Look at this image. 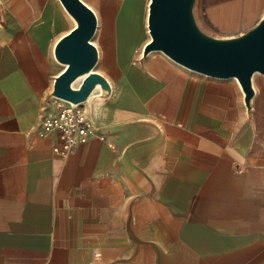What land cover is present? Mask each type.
I'll return each mask as SVG.
<instances>
[{"label":"crops","instance_id":"1","mask_svg":"<svg viewBox=\"0 0 264 264\" xmlns=\"http://www.w3.org/2000/svg\"><path fill=\"white\" fill-rule=\"evenodd\" d=\"M196 7L220 38L264 15V0ZM1 13L0 264H264L263 75L248 112L235 79L143 57L148 39L134 46L96 16L94 71L111 91L84 103L88 141L63 158L42 123L57 111L53 51L69 18L59 0Z\"/></svg>","mask_w":264,"mask_h":264},{"label":"water","instance_id":"2","mask_svg":"<svg viewBox=\"0 0 264 264\" xmlns=\"http://www.w3.org/2000/svg\"><path fill=\"white\" fill-rule=\"evenodd\" d=\"M75 26L56 43L55 61L63 70L54 79L51 96L72 105L110 95V85L94 71L98 55L92 40L97 30L94 11L82 0H59ZM197 0H150L147 31L150 40L142 56L162 53L175 64L213 79H235L250 111L252 77L264 76V16L249 30L228 38L205 31L196 18ZM2 13L0 8V24ZM79 83L77 87L74 84Z\"/></svg>","mask_w":264,"mask_h":264},{"label":"rangeland","instance_id":"3","mask_svg":"<svg viewBox=\"0 0 264 264\" xmlns=\"http://www.w3.org/2000/svg\"><path fill=\"white\" fill-rule=\"evenodd\" d=\"M8 1L9 0H0V8L2 9V11L3 10L5 11L6 2ZM82 1L86 3L95 12L96 16L98 17V26L99 24L100 26L108 25L110 29H115L116 27H118L120 38L122 37L123 34L128 32L132 34H137L136 36L137 38H139V40L138 42L136 43L134 42L133 44L134 46L137 47H141V42H143L144 40L146 39L149 40L150 37L147 31L146 19L148 15V5L150 0H82ZM125 9H134L135 11H137L136 12L137 16L135 17L136 21L134 22L127 21V19L123 15ZM195 13L199 25L201 26V28H203L198 20L197 7ZM68 22L69 23L66 31H68L69 29L75 26V23L72 19L69 18ZM95 37L93 38L94 39L93 42H95L96 39ZM54 67L57 68V69L55 68L56 72L62 71L61 65L55 63ZM53 101H55L57 105L61 104L60 102L56 101L54 98Z\"/></svg>","mask_w":264,"mask_h":264},{"label":"built area","instance_id":"4","mask_svg":"<svg viewBox=\"0 0 264 264\" xmlns=\"http://www.w3.org/2000/svg\"><path fill=\"white\" fill-rule=\"evenodd\" d=\"M90 128L91 121L84 109V103L72 105L65 101L58 104L53 117L45 119L42 123L43 134H53L57 139L52 153L63 158L88 141Z\"/></svg>","mask_w":264,"mask_h":264},{"label":"bare ground","instance_id":"5","mask_svg":"<svg viewBox=\"0 0 264 264\" xmlns=\"http://www.w3.org/2000/svg\"><path fill=\"white\" fill-rule=\"evenodd\" d=\"M60 6H61V4H60ZM61 8L63 9V7L61 6ZM63 11H64V13L71 19V17L65 12V10L63 9ZM146 23H147V19H146ZM94 40V39H93ZM93 40H92V42H93ZM149 40H150V38H149ZM55 60V59H54ZM57 63V62H56ZM58 64V63H57ZM59 65V64H58ZM62 70H63V67H62ZM79 85V83H76V84H74V87H77ZM96 91H99L98 89H96L95 90V92ZM94 94V93H93ZM56 101H58V102H60L61 103V100H58V99H56V98H54Z\"/></svg>","mask_w":264,"mask_h":264}]
</instances>
